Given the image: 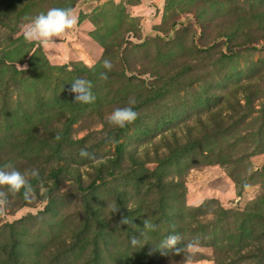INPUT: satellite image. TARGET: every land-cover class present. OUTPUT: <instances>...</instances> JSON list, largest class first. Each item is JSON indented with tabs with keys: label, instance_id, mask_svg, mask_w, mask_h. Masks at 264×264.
Instances as JSON below:
<instances>
[{
	"label": "rangeland",
	"instance_id": "rangeland-1",
	"mask_svg": "<svg viewBox=\"0 0 264 264\" xmlns=\"http://www.w3.org/2000/svg\"><path fill=\"white\" fill-rule=\"evenodd\" d=\"M51 8L77 25L25 40ZM9 163L39 176L0 204V264H264V0H0ZM173 232L179 253L159 248Z\"/></svg>",
	"mask_w": 264,
	"mask_h": 264
},
{
	"label": "clouds",
	"instance_id": "clouds-1",
	"mask_svg": "<svg viewBox=\"0 0 264 264\" xmlns=\"http://www.w3.org/2000/svg\"><path fill=\"white\" fill-rule=\"evenodd\" d=\"M77 25V18L72 14L71 9L66 8H51L46 13L31 17L25 26L24 38L28 41L39 42L44 45L55 43L54 38L65 34L68 30L73 29ZM102 67L105 69L101 73V77L107 79V74L113 68V63L110 59H104ZM70 92L74 94V101L81 104H92L96 97L92 91L93 85L90 80L83 77L75 78L71 83ZM135 100L129 102V106L116 108L108 117L110 125L118 128H125L134 123L138 118V113L134 110ZM80 156L85 158H94L87 151L82 149ZM27 175L38 177L39 171L32 170L29 174L22 173L17 170L11 163L0 167V204L6 205L8 202V193L22 194L27 202H31L32 185L27 178ZM145 228L153 231L157 230L158 225L144 221ZM140 241L131 239L133 245ZM181 242V236L178 233H170L165 236L159 243V248L163 250H171L179 253L183 249L177 247ZM191 247V245H187ZM192 256H185L183 260L186 264H192Z\"/></svg>",
	"mask_w": 264,
	"mask_h": 264
}]
</instances>
